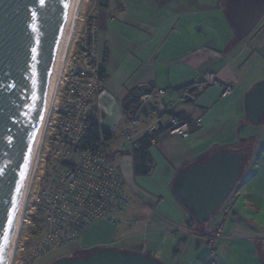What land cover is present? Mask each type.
<instances>
[{"label":"crops","instance_id":"obj_1","mask_svg":"<svg viewBox=\"0 0 264 264\" xmlns=\"http://www.w3.org/2000/svg\"><path fill=\"white\" fill-rule=\"evenodd\" d=\"M105 2L98 49L105 56L106 91L97 97L104 120L99 101L110 99L118 108L151 88L164 90L160 100L171 104L179 89L192 87L172 112L189 119L193 128L187 138L166 129L153 134L149 148L153 166L147 176L134 174L132 157L126 185L130 206L119 227L134 229L127 237L144 238L139 250L94 246L108 244L111 236L89 248L77 247L78 253L118 249L148 253L160 264H206L207 248L200 233L221 227L215 242L218 264H264V119L253 137L244 107L248 91L264 79V65L253 67L258 53L264 52L261 41H255L260 31L239 41L226 16L227 0ZM207 73L214 74L220 85H230L232 92L222 96L220 86L199 83ZM237 149L246 150L247 159L236 188L213 223L217 214L207 223L194 222L171 193L176 175L219 151Z\"/></svg>","mask_w":264,"mask_h":264},{"label":"water","instance_id":"obj_2","mask_svg":"<svg viewBox=\"0 0 264 264\" xmlns=\"http://www.w3.org/2000/svg\"><path fill=\"white\" fill-rule=\"evenodd\" d=\"M72 0H0V264H8L25 181L57 69ZM239 41L264 17V0H227ZM199 83H204L200 78ZM251 125L264 116V79L245 96ZM162 129L159 124L158 130ZM246 150L219 151L176 175L171 193L202 224L237 186ZM50 264H160L148 253L97 249Z\"/></svg>","mask_w":264,"mask_h":264},{"label":"built area","instance_id":"obj_3","mask_svg":"<svg viewBox=\"0 0 264 264\" xmlns=\"http://www.w3.org/2000/svg\"><path fill=\"white\" fill-rule=\"evenodd\" d=\"M86 38L77 58L83 60V67L72 68L71 75L64 77L61 84L65 82V91L59 95L60 102L56 99L50 108L26 192L22 224H34L30 215L38 211L45 223V232L30 254L34 259L59 248L72 247L64 257L78 254L75 245L84 231L99 221L119 227L130 196L115 156L133 154L145 136L151 137L152 144L159 124L182 138L193 128L192 122L172 112L177 102L186 100L192 87L179 89L171 104L160 100L164 90L144 89L120 104L119 132L107 126L97 107L98 95L106 91V70L105 59L97 60L94 23ZM204 83L220 86L222 96L232 92L230 85H220L212 73L206 74ZM118 142L122 146L113 149ZM25 215L29 219L25 220ZM220 235L221 227L200 233L207 248L206 264H218L215 242Z\"/></svg>","mask_w":264,"mask_h":264},{"label":"rangeland","instance_id":"obj_4","mask_svg":"<svg viewBox=\"0 0 264 264\" xmlns=\"http://www.w3.org/2000/svg\"><path fill=\"white\" fill-rule=\"evenodd\" d=\"M103 1L104 0H82V6L79 11L76 32L72 40V43L70 44V47L67 51L64 65L62 66L61 75L58 79V85L56 87V95H55L56 98L53 99L51 107L56 105L55 102L57 100L58 102H60L59 101L61 99L60 96L65 91V88H66L65 82L61 84L64 77L71 75L72 68L79 69L80 67H83V60L80 61L77 58L79 54L82 53L81 50L83 48L84 41L87 39L86 37H87L88 29L89 27H91L92 23H94L95 25V31H96V36H97L96 38L97 60L100 59V61L101 60L103 61V59H105L104 53H101V51L98 49V25H99L98 23H99V19L101 18L100 11L104 8L102 7ZM259 31H260V34L258 35L255 41L260 40L261 44L264 46L263 44L264 17L260 20V22L255 27V29L252 31V33L246 38V41L249 40L253 35L257 34ZM260 64L264 65V52L262 50L258 53V59L257 61L254 62L253 67L256 68L260 66ZM110 101H111L110 99H108V101H103V100L99 101V107H101L102 110L105 112V117H106L104 120L105 124L116 131L117 129H119V126H120L119 121H120L121 111H120L119 105L117 108V106L116 107L114 106V102L110 103ZM263 119H264V116L262 117V120ZM262 120L261 122H259L258 125L257 124L251 125L253 133L250 132V135L253 134L254 135L253 137H255V135L257 134V131L259 130V126L261 125ZM121 146H122L121 142H118L115 145H113L112 148L116 149ZM115 157L116 159L119 158L117 162L120 166L124 181L126 185H128L127 177L129 176V174L131 176V173H132V156L131 154H124L121 156L116 155ZM35 184H36V180H35ZM35 186H33V188ZM34 212L35 211H32V213L31 212L30 213L33 214ZM218 215L219 214L215 215L214 218L211 219V223H213L216 220ZM28 216L26 217L25 215L24 219L25 220L29 219ZM31 218L33 219L34 224L24 223L21 227L20 233L17 237V249L12 259V264H20L23 261H25L23 262L24 264H50L51 262H53L54 260L58 258L68 256L72 247H69L67 249L59 248V249L53 250L50 253H48V255L40 259H34L30 256V254L33 252V247L35 246V243H37V240L45 232V223H44L43 218L39 215V211L35 212L34 215H30V219ZM207 222H204V223H207ZM97 223H96L97 225L94 224L93 226L89 227L88 229L84 231L79 242L77 243L78 245L76 244L75 247L83 246L84 248L85 247L89 248L91 245L100 243L103 239H108L112 236L111 238L113 240L109 242L108 244L102 242L101 244H97L94 246L98 248H102L103 246H105L103 248H108L113 245L114 247H118L121 249H123L124 247H128V248L132 247V248L139 250L141 242L144 241V238L142 236L141 238L137 235H136L137 238L127 237L130 234L132 235L134 234V229L128 230V228H125V227H123V229H121L120 227H116L112 229L110 226H107L106 224H103L102 222H97ZM142 234H143V231H141V235ZM121 236H124L122 238H125V237L126 238L120 239ZM115 239H118V240L115 241ZM22 248H24V250H22ZM174 263H177V261L175 260Z\"/></svg>","mask_w":264,"mask_h":264},{"label":"bare ground","instance_id":"obj_5","mask_svg":"<svg viewBox=\"0 0 264 264\" xmlns=\"http://www.w3.org/2000/svg\"><path fill=\"white\" fill-rule=\"evenodd\" d=\"M81 6H82V0H72L69 15H68V20H67V25H66V29H65L64 39H63V43H62V48H61V52H60V57H59L58 65H57V69L55 72L52 88H51L49 98H48V101H47V104L45 107V111L43 114V118L41 121L40 130H39V133H38V136L36 139L35 148H34L32 160H31L30 168H29L28 175H27V178L25 181L24 191H23V195H22L21 205H20V209H19V214H18V219H17V224H16V228H15V233H14V238H13V243H12V247H11V252H10L8 264H12V259L15 255V250L17 248V237H18L20 230H21V227L23 225L22 221H21V214H22V210H23V206H24V202H25L26 192L28 189V185H29V181L31 179V176L35 170L36 161H37V153H38L39 146H40L41 136H42V133L44 131V127H45L46 120H47L48 115H49V111L51 108L52 101H53L54 96L56 94V87L58 85V79L61 75L62 66L64 65V61H65V58L67 55V51L70 47V44L72 43V40H73L75 32H76L77 22H78V17H79V11L81 9Z\"/></svg>","mask_w":264,"mask_h":264},{"label":"trees","instance_id":"obj_6","mask_svg":"<svg viewBox=\"0 0 264 264\" xmlns=\"http://www.w3.org/2000/svg\"><path fill=\"white\" fill-rule=\"evenodd\" d=\"M102 3H103L102 7L107 6L105 4L106 3L105 0ZM133 96L135 97L136 94H134ZM123 103L126 104V102H123ZM176 116L180 119L189 121V119H187V118L180 117L178 115H176ZM150 146H151V137L145 136V137L140 139L138 147L136 149H134V151H133V154H132L133 171H134V174L137 176H147L152 169L153 162H152V159L149 155ZM246 159H245V161H246ZM244 164H245V162H244ZM188 213L191 216V213L189 211H188ZM86 255L87 254H79L78 253V254L74 255V257H85Z\"/></svg>","mask_w":264,"mask_h":264},{"label":"snow or ice","instance_id":"obj_7","mask_svg":"<svg viewBox=\"0 0 264 264\" xmlns=\"http://www.w3.org/2000/svg\"><path fill=\"white\" fill-rule=\"evenodd\" d=\"M41 3H43V0H41Z\"/></svg>","mask_w":264,"mask_h":264}]
</instances>
